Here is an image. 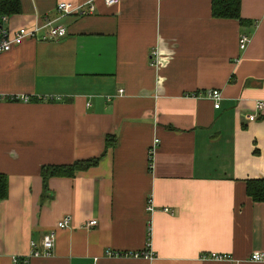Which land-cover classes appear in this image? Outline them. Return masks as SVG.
<instances>
[{
  "label": "crops",
  "instance_id": "crops-1",
  "mask_svg": "<svg viewBox=\"0 0 264 264\" xmlns=\"http://www.w3.org/2000/svg\"><path fill=\"white\" fill-rule=\"evenodd\" d=\"M59 1L19 0L0 20L67 29L0 53V264H264L249 258L264 253V200L246 191L264 178V112L247 119L264 99V0H241V20L211 0H93L86 15ZM107 134L96 164L43 178L100 155ZM49 229L52 253L30 256Z\"/></svg>",
  "mask_w": 264,
  "mask_h": 264
},
{
  "label": "built area",
  "instance_id": "built-area-1",
  "mask_svg": "<svg viewBox=\"0 0 264 264\" xmlns=\"http://www.w3.org/2000/svg\"><path fill=\"white\" fill-rule=\"evenodd\" d=\"M106 5L117 4L120 0H102ZM95 10V3L93 0H83V1H68L61 0L56 5V11L59 15L63 14H90ZM7 17L5 14L0 16V20H5ZM0 21V53L8 51L13 48L15 45L21 43L26 38H35L41 40H56L60 37H63L66 32V26L61 23H54L53 19L46 17L44 22L41 25H23L15 28L14 30H7ZM248 40L246 34H242L239 38V46L243 48ZM207 96L211 97L214 100V106L218 107L220 104L221 92L218 88H209L206 92ZM254 111L247 114L248 120H255L258 116V113L264 112V99L256 100L253 106ZM151 204H147V209H151ZM69 222V217L64 216L57 221L56 227H65ZM97 222L96 219H90L85 222V225H92ZM55 244V229L46 230L40 239L36 242L31 240L30 242V256H39V255H50L52 253L53 247ZM109 253H116L110 251ZM125 254H129L126 252ZM134 255L141 254V252H134ZM143 255L151 254L149 249L142 252ZM202 257L215 258V259H228L230 254L211 251L207 254H202ZM250 259L253 260H262L264 259V253L260 250H254L250 256ZM12 260L15 264L22 261H27L26 258H21L19 256H12ZM88 264H95V262H90Z\"/></svg>",
  "mask_w": 264,
  "mask_h": 264
},
{
  "label": "trees",
  "instance_id": "trees-1",
  "mask_svg": "<svg viewBox=\"0 0 264 264\" xmlns=\"http://www.w3.org/2000/svg\"><path fill=\"white\" fill-rule=\"evenodd\" d=\"M241 0H211V12L215 17H232L241 20L240 15ZM19 10V0H0V14L17 12ZM116 140L115 134L105 136L104 151L94 157L76 159L67 164H46L41 167V174L46 180L51 175H72L75 171L85 169L96 164L106 149ZM0 175V197L6 195V179ZM246 191L253 200H264V178H248L246 181ZM128 251H116L122 254ZM18 264V263H17Z\"/></svg>",
  "mask_w": 264,
  "mask_h": 264
}]
</instances>
